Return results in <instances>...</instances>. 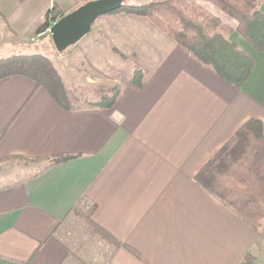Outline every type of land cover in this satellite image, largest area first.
<instances>
[{
  "label": "crops",
  "instance_id": "crops-1",
  "mask_svg": "<svg viewBox=\"0 0 264 264\" xmlns=\"http://www.w3.org/2000/svg\"><path fill=\"white\" fill-rule=\"evenodd\" d=\"M60 2L0 0V32L15 34L18 17H45ZM204 5L254 60L241 88L144 18L131 26L134 40H117L129 63L93 66L108 76L90 84L119 89L111 108L97 101L68 110L27 77L0 80V257L81 264L67 239L83 215L123 244L103 241L106 264L264 263V238L195 179L248 120L264 123V52ZM257 8L264 14V2ZM59 157L71 159L49 165Z\"/></svg>",
  "mask_w": 264,
  "mask_h": 264
},
{
  "label": "trees",
  "instance_id": "trees-1",
  "mask_svg": "<svg viewBox=\"0 0 264 264\" xmlns=\"http://www.w3.org/2000/svg\"><path fill=\"white\" fill-rule=\"evenodd\" d=\"M200 2L215 5L234 19L238 32L259 52H264V14L257 8L264 0H150L142 5H125L114 12L123 11L148 18L162 32L212 67L222 79L241 88L253 72L254 60L228 38L233 29L225 26L217 15ZM65 15V11L55 3L47 11L37 34L49 29ZM12 76L33 80L65 109L78 107L71 99L62 75L43 54H18L0 58V80ZM132 82L137 87L143 86L144 74L141 70L134 71ZM111 91V95L107 93L101 98L98 106L113 107L119 89L113 88ZM69 159L71 157L54 158L49 165ZM195 179L264 238V123L261 120H248L200 170ZM75 211L81 210L77 208ZM91 226L104 240L115 246L123 245L94 222H91ZM0 264L29 263L0 257Z\"/></svg>",
  "mask_w": 264,
  "mask_h": 264
},
{
  "label": "rangeland",
  "instance_id": "rangeland-1",
  "mask_svg": "<svg viewBox=\"0 0 264 264\" xmlns=\"http://www.w3.org/2000/svg\"><path fill=\"white\" fill-rule=\"evenodd\" d=\"M86 1L91 0H62L59 6L66 14H69L72 9H75L81 4L83 5V3L85 4ZM147 2L148 0H125L123 6L142 5ZM200 3L202 5L206 4L205 2ZM209 8L219 9L216 6ZM43 17L44 16H33L27 21L25 20L26 22L24 24L22 23L23 20H20V17H18V31L15 34L9 32V30L5 32L1 29L0 58L33 53H40L47 56L62 75L64 85L69 91L71 99L78 106H85L88 103L100 101L107 93L111 95L112 93H110V91L112 88H103V84L108 83L106 80L103 83H99L102 84L101 86L89 83L90 77H97L102 80L104 77L108 76L102 72L96 74L93 70V66L96 64L97 60H102L100 58L110 61L109 67L113 70L115 69L114 60L119 61L122 60V58H127L125 60V65L129 63L128 56L125 55L121 49L116 47L117 40L118 44L124 40V36L125 41L130 39L129 36L134 40L136 33L131 26L135 25L134 21H136L137 18L143 17L123 11L116 13L111 12L101 16L93 25L92 32H90L81 43L83 44L82 46L78 47L77 43L74 45L76 47L72 46L63 52H58L56 49L50 34L51 32L49 36L46 35V37L40 38L39 40L37 39L38 41L35 40L37 38V29L44 20ZM144 19L154 25L148 18ZM124 25L125 33L122 29ZM136 28L137 27H135V29ZM49 29L51 30V27ZM96 44H98V46ZM24 161L27 164L35 163L28 160ZM21 163L22 162H19V164L24 167V164ZM75 217L74 219L73 217L71 218L73 221L71 225H69V238L67 239V243H69L72 250H74V258L81 264H106L104 242L108 243V241L101 238L96 229L87 223L88 220L83 215ZM262 224L264 225V220Z\"/></svg>",
  "mask_w": 264,
  "mask_h": 264
},
{
  "label": "water",
  "instance_id": "water-1",
  "mask_svg": "<svg viewBox=\"0 0 264 264\" xmlns=\"http://www.w3.org/2000/svg\"><path fill=\"white\" fill-rule=\"evenodd\" d=\"M125 0H91L59 19L51 26V36L58 52L79 43L95 22L104 15L120 9Z\"/></svg>",
  "mask_w": 264,
  "mask_h": 264
},
{
  "label": "built area",
  "instance_id": "built-area-1",
  "mask_svg": "<svg viewBox=\"0 0 264 264\" xmlns=\"http://www.w3.org/2000/svg\"><path fill=\"white\" fill-rule=\"evenodd\" d=\"M51 32V30L50 29H47V30H45V31H43V32H41V33H39V34H37V38L35 39V40H39L40 38H43V37H46V35L47 36H49V33ZM51 34V33H50ZM37 40V41H38Z\"/></svg>",
  "mask_w": 264,
  "mask_h": 264
}]
</instances>
